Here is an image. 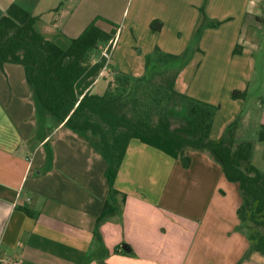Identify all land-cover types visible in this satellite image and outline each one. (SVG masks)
<instances>
[{
	"label": "crops",
	"instance_id": "obj_1",
	"mask_svg": "<svg viewBox=\"0 0 264 264\" xmlns=\"http://www.w3.org/2000/svg\"><path fill=\"white\" fill-rule=\"evenodd\" d=\"M12 4L35 17L36 31L60 48L96 17L118 26L111 63L91 94L99 80L107 87L121 75L142 76V56L125 63L122 41L142 55L155 47L180 55L206 23L176 90L212 103L220 98L214 141L238 117L237 137L251 122L264 125V73L256 72L257 63L264 68V0H0V18ZM201 7L205 17L196 12ZM153 21L159 32L150 29ZM96 24L111 30L102 20ZM253 81L252 89L261 88L255 107H241L244 100L231 94L248 98ZM93 144L57 121L39 119L21 66L0 68V264H254L241 262L250 242L236 216L237 186L207 152L185 151L190 164L184 168L131 140L113 186L124 203L97 225L108 182Z\"/></svg>",
	"mask_w": 264,
	"mask_h": 264
},
{
	"label": "trees",
	"instance_id": "obj_2",
	"mask_svg": "<svg viewBox=\"0 0 264 264\" xmlns=\"http://www.w3.org/2000/svg\"><path fill=\"white\" fill-rule=\"evenodd\" d=\"M99 20L62 49L41 36L34 27L36 18L18 5H10L0 18V68L21 66L36 106L68 130L94 139V148L106 162L108 198L97 225L124 203L113 186L131 140L180 160L184 168L190 164L185 151L207 152L225 179L237 186L241 198L237 219L249 231L252 250L264 256V173L251 163L253 144L237 137L240 117L219 140H212L217 107L178 92L175 85L183 58L159 49L144 76H118L101 96L91 94L89 88L105 66L101 57L93 62V55L112 45L119 30L108 22L111 30L106 32L97 26ZM150 29L159 32L161 24L153 21ZM231 98L244 100L246 93L233 91ZM257 140L264 144V125Z\"/></svg>",
	"mask_w": 264,
	"mask_h": 264
},
{
	"label": "rangeland",
	"instance_id": "obj_3",
	"mask_svg": "<svg viewBox=\"0 0 264 264\" xmlns=\"http://www.w3.org/2000/svg\"><path fill=\"white\" fill-rule=\"evenodd\" d=\"M196 12L199 13V16L200 17H205L204 9L202 7L199 8V9H196ZM103 18L105 19V17H103ZM103 18L99 17V19L102 20V21H104L105 23H108L109 22V21H106L107 19L104 20ZM95 19H97V17ZM201 20H203V19H201ZM99 24L101 26H104L105 28H107L106 25H103L102 23H99ZM206 26H207L206 23L204 25L202 23L197 28H195V30L193 31L192 35L190 34V37L188 39V46L180 54L182 56V58H183V60L181 61V67L179 69L180 71H183L188 64L191 66V63H190L191 62V59H192L193 56H195V54L197 52V44H198L199 38H200L203 30L206 28ZM125 47H126V45L122 41L121 50H122V54L125 55L123 57L126 58V62L125 63H128V62L131 61L130 62L131 65H134V62L133 61L138 60V58L140 59L141 56H142V59H143L142 76H144L146 74L147 67H148L149 63L152 62V60L155 59V50L156 49H159V48L158 47H155L153 49L152 53L149 54V55H147V54L146 55H142V53H140L139 48L134 47V45H129V48L130 49H128L127 47L125 49ZM66 48L67 47H62V49H66ZM199 54L201 56V53L200 52H199ZM118 55H119L120 59H122V56H121L120 51L118 52ZM99 59H100V53H99V51H95L92 60L98 61ZM258 60L260 61V58ZM108 63L109 64L107 66L110 65L111 60H109ZM259 63H257V65H256V72L259 74V77H260V74L262 73V71L264 73V68ZM108 70H109V76L108 77L109 78L110 77L112 78V75L113 74H110V72H111L110 71V67H109ZM112 81H113V79H112ZM253 84H254V81L251 84V89L249 90V96H248V98L246 97V99H244L243 104L241 105V107H255V102L257 101L256 97H257V95L260 94L261 88L259 86H257V87L255 86L256 87V90H257V91H255L254 89H252ZM105 89H106V87L103 84V80H99L93 86L92 93L95 94V95L101 96L104 93ZM183 95H186L187 97L191 98V95L188 94V93L187 94H183ZM195 100H198V99H195ZM208 100H210V99L207 97L205 100L204 99H202V100L199 99L198 101H201V102H203L205 104H208V105H212L214 107H217L218 106L216 104H219L220 105V98L215 99V100H217V101H214L216 103H212V102H210ZM236 100H240L242 102L241 99H236ZM179 104L180 105H178V107H177L178 109L181 107L182 103H179ZM37 110H39V119H43V116H44L45 119H47V120H50L52 122L53 121H56L55 118H53L49 114H46L45 112H43L42 109L39 106H37ZM251 120L252 121L255 120L254 115L252 116ZM172 122L174 124L175 123H178V122H175V120H172ZM256 126L257 125H255V122H251V124H249V125L247 124V127L245 128V131L242 132V133H240V135L238 136V139L239 140H247V141H250L253 144V152H252V157H251V163L258 170H260L262 173H264V144L263 143H260L257 140V132H258L259 129ZM247 261H249L251 263H254V264H264V256H261V255L255 253L252 250V248H251V243H250L249 249L247 250V252L245 254V257L241 260V262H243V263L244 262H247Z\"/></svg>",
	"mask_w": 264,
	"mask_h": 264
},
{
	"label": "built area",
	"instance_id": "obj_4",
	"mask_svg": "<svg viewBox=\"0 0 264 264\" xmlns=\"http://www.w3.org/2000/svg\"><path fill=\"white\" fill-rule=\"evenodd\" d=\"M116 38H117V36H116ZM116 38H115L114 43L112 45H106V46L100 47V49H99L100 50V57L105 60V66H104L103 70H105L107 63L110 60V55H111V52L115 46ZM3 264H11V263H3Z\"/></svg>",
	"mask_w": 264,
	"mask_h": 264
},
{
	"label": "water",
	"instance_id": "obj_5",
	"mask_svg": "<svg viewBox=\"0 0 264 264\" xmlns=\"http://www.w3.org/2000/svg\"><path fill=\"white\" fill-rule=\"evenodd\" d=\"M125 250V249H124Z\"/></svg>",
	"mask_w": 264,
	"mask_h": 264
}]
</instances>
